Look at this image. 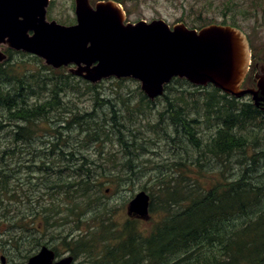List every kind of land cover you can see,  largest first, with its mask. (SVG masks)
Masks as SVG:
<instances>
[{
	"label": "trees",
	"instance_id": "16d2710c",
	"mask_svg": "<svg viewBox=\"0 0 264 264\" xmlns=\"http://www.w3.org/2000/svg\"><path fill=\"white\" fill-rule=\"evenodd\" d=\"M254 5L257 7L255 0ZM201 28L193 25V29ZM250 44L253 49L252 42ZM7 53L9 61L0 64V134L8 131L6 136L10 137L13 149L0 153V164L5 163L6 156L14 158L23 153L21 147L30 144L38 136L37 132L42 131L54 137L64 135L63 131L68 133L70 128H56L67 120L57 122L51 117L60 108L63 113L71 114L67 111V104L63 103L64 93H80L81 89L77 88L79 82L84 83L89 92L95 91V85L75 77L67 68L54 70L35 58L40 65L31 69L25 62L13 61L14 55L26 56L24 53L10 50ZM125 81L127 79L116 82L122 84ZM96 94L95 107H102L105 101ZM157 101H161L163 107L154 112ZM157 101L151 102L142 95L131 114L145 116L148 112L158 119L153 134L158 137L150 139L144 136L140 139L146 144L143 151L135 153L140 143L134 130L122 129L130 134L127 139L118 130L115 112L110 119L105 115L102 122L109 124L106 128L94 123L88 125L90 119L97 122L98 116L94 112L82 115L74 113L69 124L80 127L81 133L86 136L85 143L100 144L96 150L102 156L103 143L116 140L121 146L117 153L121 155L120 161H115L118 155L110 151L109 154H113L109 155L113 157L112 167L104 166L87 159L84 155L87 145L78 148V154L82 155L80 158L74 153L75 149L67 153L62 151L68 144L61 147L47 140L44 144L51 148L49 155L45 153L48 160L58 157L61 162L69 160L79 164H73L75 168L72 171L66 168L56 172L46 162L38 166L36 159L40 155L33 153V170L43 173L44 184L52 196H64L67 200L74 198L79 203L85 199L89 200V205L96 204L99 199H91L105 183L116 187L125 181L131 184L138 172L133 162L147 155V145L153 147V139L166 140L168 135L161 126L169 121L170 129H174L172 131L177 136L174 146L180 148L179 153L185 154L188 161L174 165L172 176H160L153 182L152 190L149 191L150 213L157 215L158 220L149 234H143L136 221L129 220L121 226V231L116 224H109L112 214L104 209L106 204L98 203L97 207L80 209L76 213L78 223L84 220V216L91 220L104 218L95 227L108 228L106 239L109 232L116 236L119 234V239L115 238L117 241L108 245L107 254L98 259L97 264H264V185H255L250 181L253 172L258 167H264V139L261 140V136L264 137V112L252 102L239 101L211 85L206 88L195 87L179 78L166 87L165 96ZM123 102L128 103L125 99ZM126 109H129V104ZM42 122L47 127H43ZM156 128L160 130L156 131ZM182 134L190 149L183 147L180 139ZM258 146L261 147L260 152L248 154L249 147L255 149ZM236 158L240 162L238 172L233 165ZM191 166L195 168L192 174ZM7 168L4 165L0 167V206H4L6 199L15 198L11 188L14 176L12 170ZM202 171L209 172L214 180L212 184L205 185L202 182ZM46 213L38 218L35 216L32 222L38 219L39 224L42 223L41 229L47 230L54 225L51 226ZM22 216L27 219L26 214ZM10 219L5 212L0 214V222L11 223ZM21 221L25 222V219ZM81 230L77 225L78 237L66 235L64 244L73 257L81 253L93 256L94 251L100 249L97 246L99 240L94 239L92 233L87 235Z\"/></svg>",
	"mask_w": 264,
	"mask_h": 264
},
{
	"label": "rangeland",
	"instance_id": "374dc122",
	"mask_svg": "<svg viewBox=\"0 0 264 264\" xmlns=\"http://www.w3.org/2000/svg\"><path fill=\"white\" fill-rule=\"evenodd\" d=\"M98 1L100 0H92V4L94 5ZM255 3L257 7L254 5V0H123L121 6L126 13L127 22L129 23L164 20L172 27L184 23L189 28H193V25H195L196 28H201L212 24H223L240 28L248 35L250 42H252L253 49L251 51L252 62L250 69L252 70V74H255L258 72V67L256 65L259 67L263 65L264 67V0H255ZM47 17L49 21H56L63 25L75 24L76 15L74 0H51ZM25 55L26 56L20 54L14 55L13 61L19 63L25 62L28 68L31 69L40 65L35 59L37 57L28 54ZM246 79L244 83H246ZM76 80L80 81L79 78ZM116 81L117 80L114 79L102 81L94 86L96 92H89L87 89L88 87H86L84 83L79 82L77 88L81 89L80 93L69 92L64 93L65 95L62 96L64 100L63 103L65 105L67 104V111L71 114L63 113L60 108L51 115L54 121L58 120L57 122L67 120L56 128H60V126L70 128V130H67L68 133L63 131L62 133L64 135L54 137L42 131L37 132L38 136L33 138L34 140L30 144L21 147V150H24L23 153L16 155L14 158L6 156L5 163L0 164V167L3 165L5 167L8 166L7 169L12 170L11 174L14 176V179L11 183V188L15 196L14 199H6L7 202H5L4 206H0V214L5 212L6 215H9V219L11 218V223L0 222V264H2V257L6 259L5 264H26L28 260L39 253L44 246H50V249L55 252L59 259L73 257L64 244V238L66 235L69 236L71 234L72 237L77 238V225L82 229V232L87 233V235L92 233V237L99 240L98 243H96L100 249L94 251L93 256L87 253H81L73 257L75 260L74 264H97L98 259L105 257L107 254L106 250L108 245L116 242L117 240H115V238L119 239V231H117L118 236H116L108 230L109 237L106 239V231L108 228L95 227L100 225L101 220L104 218L100 217L91 220L90 217L84 216V220L78 223L76 213L80 209L88 210L91 207H97L98 203H102L101 205L106 204L107 207H104V209H108V212L112 214L109 224H116L120 229L121 226L123 227L129 220H132L136 221L139 230H141L143 234L150 233L155 222L158 220L157 215L150 213L147 219L139 218L137 215H130L128 208L130 202L138 193L147 191L148 193H146L150 196L149 191L152 190L153 182H156L157 178L160 176L169 177L170 174L172 176L174 165L178 162L185 163L188 161L185 159V154L179 153L180 148L174 146L177 136L172 131L174 129H170L169 121H165L163 126H161V129L168 135L166 140L153 139L154 143L152 144L155 148L147 145L149 150L147 155L143 157V152V158L134 159L135 161L133 164L136 166V171L138 168V172L137 176L133 177L131 184L125 181L123 185L116 187L115 185L105 183L100 191L96 190L97 195H94L91 199L94 201L98 198L99 201L96 204L92 203L89 205V200L85 199L79 203L73 200L74 198L67 200L64 196H52L53 194L48 191L47 186L44 184L43 173H37V171L33 170L35 166L33 153H38L40 155L37 154L39 157L36 159L38 160V166H42V162H46V165L49 167L51 165V168L56 172L66 168H70L72 171V168H75L73 164H77V162L72 163L69 162V160L61 162L58 157L50 161V159L53 158L51 156H49L51 158L48 160L47 157H45V153L49 155V153H51V148H49V145L44 144L47 140L51 143H58L60 146L65 143L68 144V146L62 148V151L64 150V152L67 153L75 149L74 153L80 158L82 155L80 156L78 154V148H80L81 145H87V151L84 153L87 159L92 162L96 161V163L99 164L102 163L104 166L112 167L113 157L109 155H118L116 157L117 159L114 160L120 161L121 155L117 153L121 150V146L116 140L103 143L102 156L98 155L99 151L96 150L97 148L99 149L101 146L100 144H97V142H91L89 145L85 143L86 136L85 133H81L80 127L69 124V122H71L70 119L72 117L74 118L76 113H81L82 115V113L91 114L94 112L98 116L96 118L97 122H93V120L90 119L88 125L94 123L102 128H106L109 124L102 122L105 115L110 119L113 112H115L118 118V130L123 133L125 139L130 135L128 132L122 130L125 128L129 131L134 130V133L139 139L140 145L136 148L135 153H139L140 150L143 151V147L146 146V144L140 140L141 137L145 136L150 139L158 137L153 135L154 125L158 120L155 115H150L148 112H146L145 115L147 118L145 116H139L137 113L131 115L134 113V106L139 102L142 95H144L140 83L132 79H127V81L122 84ZM185 88L189 90V87L185 86ZM95 93H97L96 95L99 96L102 101H105L104 104L102 103V107H95ZM123 99L127 100L128 103L123 104ZM238 100L242 102H252L249 96ZM127 104H129V109H126ZM162 107L163 104H161V101L155 102L154 112L162 109ZM41 125L47 127L43 122ZM158 130H160V128H156V131ZM7 133L8 131H5L0 134V153H3L5 150L13 149V146L10 144V137L6 136ZM262 135H264V133H262ZM262 138L264 139L263 136H261V140ZM180 139L182 140L183 147L189 148L186 137L183 134L180 135ZM260 149V146L257 148L255 147V149L249 147L248 154L251 155L255 151L260 152ZM110 151L113 154H109ZM191 153L192 152H190V154ZM233 160H235V158H233ZM239 163V159L236 158L233 165L237 172L240 169ZM78 164L76 166H78ZM137 165H139V167ZM28 166H30L29 169H27ZM112 169H114V167ZM193 171H195V168L192 167L190 173L192 174ZM208 173L207 171H202V182H204L205 185H210L214 182L212 176ZM250 177L251 183L259 186L264 185V167H258ZM141 188H144V190ZM94 210L95 209H91V211ZM46 211L48 212L46 215L50 217L51 226L54 225L47 230L44 228L41 229L42 223L39 224L38 219L36 222H32L35 216L38 218L39 215H43ZM23 214H26L27 219L22 216ZM13 215L15 218H13ZM22 219H25V222L21 221Z\"/></svg>",
	"mask_w": 264,
	"mask_h": 264
},
{
	"label": "water",
	"instance_id": "95a60500",
	"mask_svg": "<svg viewBox=\"0 0 264 264\" xmlns=\"http://www.w3.org/2000/svg\"><path fill=\"white\" fill-rule=\"evenodd\" d=\"M51 0H0V64L8 49L40 58L54 70L68 68L95 85L108 79H133L155 101L175 78L196 87L209 85L237 99L250 96L264 112V67L252 74V52L239 28L212 24L200 30L164 20L127 22L115 0H75L77 23L49 21ZM247 77V79H246ZM246 79V83L245 82ZM130 215L147 219L150 196L142 191L130 202ZM44 246L26 264H73L55 261ZM6 259L2 257V264Z\"/></svg>",
	"mask_w": 264,
	"mask_h": 264
},
{
	"label": "flooded vegetation",
	"instance_id": "af4514ba",
	"mask_svg": "<svg viewBox=\"0 0 264 264\" xmlns=\"http://www.w3.org/2000/svg\"><path fill=\"white\" fill-rule=\"evenodd\" d=\"M50 248V247H49ZM55 253V252H54ZM38 254V253H37ZM58 256L55 254V261H59V260H61V259H59V258H57ZM65 258V257H64ZM74 262H75V260H74ZM74 262H73V264H74Z\"/></svg>",
	"mask_w": 264,
	"mask_h": 264
}]
</instances>
